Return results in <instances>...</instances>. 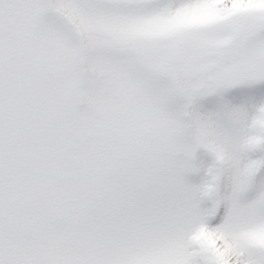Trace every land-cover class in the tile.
<instances>
[{
    "label": "snow or ice",
    "instance_id": "snow-or-ice-1",
    "mask_svg": "<svg viewBox=\"0 0 264 264\" xmlns=\"http://www.w3.org/2000/svg\"><path fill=\"white\" fill-rule=\"evenodd\" d=\"M0 264H264V0H0Z\"/></svg>",
    "mask_w": 264,
    "mask_h": 264
}]
</instances>
